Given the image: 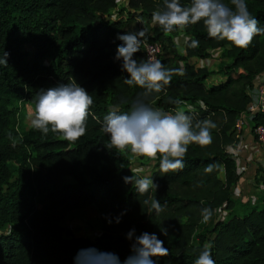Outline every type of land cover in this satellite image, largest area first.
Here are the masks:
<instances>
[{
    "label": "trees",
    "instance_id": "trees-1",
    "mask_svg": "<svg viewBox=\"0 0 264 264\" xmlns=\"http://www.w3.org/2000/svg\"><path fill=\"white\" fill-rule=\"evenodd\" d=\"M158 1L162 6L164 0ZM223 2L234 7L230 0ZM245 2L264 28V0ZM129 4L141 6L135 17H152L145 0ZM111 5L112 0H0V48L9 53L8 66H0V264H74L77 252L89 248L115 253L123 264L130 255V230L158 236L154 210L144 203L150 198L160 200L163 210L182 209L187 214L185 223L172 225L175 242L164 241L170 255L154 257L156 264H194L204 243H212L216 264H264V178L249 210L236 214L238 203L231 189L237 180L234 157L225 151L234 139V119L246 106V88L264 68V35L241 50L209 38L201 22L184 30L182 56L171 41L173 32L165 34L158 25L146 30L144 40L159 43L160 55L170 46L172 58H205L210 49L219 48L228 61H218L210 70L186 62L183 75H174L164 92L149 97L148 102L160 109L186 104L191 113L183 110L194 123L209 119L217 127L209 146H189L182 171L163 174L159 159L153 162L157 193L141 195L134 181L130 185L123 180L139 177L130 169L128 154L110 148L103 132L108 112L129 111L142 91L124 82L127 73L115 59L122 43L117 36L131 32V19L109 15ZM192 39L199 40L198 48L189 47ZM24 45L31 49H22ZM142 57L141 51L134 54L138 62ZM159 61L165 68H178L169 67L160 56ZM218 74L222 77L216 83L205 84L207 77ZM73 82L94 101L86 135L69 143L52 132L43 135L31 123L21 124L16 100L30 102L34 111L44 85ZM8 163L15 165L14 171ZM209 164L218 167L207 173ZM86 207L94 208L100 223L101 232L93 238L73 236L61 223L66 211ZM203 208L211 209L216 220L212 237L200 234V242L192 246L187 233ZM220 208H227L229 216L217 220L215 210Z\"/></svg>",
    "mask_w": 264,
    "mask_h": 264
},
{
    "label": "clouds",
    "instance_id": "clouds-1",
    "mask_svg": "<svg viewBox=\"0 0 264 264\" xmlns=\"http://www.w3.org/2000/svg\"><path fill=\"white\" fill-rule=\"evenodd\" d=\"M230 7L223 0H190L181 5L180 0H164L163 10L152 13V21L162 28L165 34L176 30L184 31L190 25L203 24L209 38L227 42L229 45L246 50L257 35H264V28L259 27L258 19L248 11L245 0H230ZM146 31L119 34L117 39L122 43L116 48L115 59L121 61L122 71L127 73L124 82L136 86L142 91L131 104L130 110L111 109L104 117L103 132L109 137V147L118 154H131L134 157L156 162L159 159V170L163 174L179 172L185 167V156L192 144L209 146L212 142V130L217 125L209 119L196 121L183 109L174 113H165L153 107L148 101L153 94L164 92L176 74L183 75V68H165L159 60L134 59V54L141 50ZM199 40L192 39L189 47H199ZM9 53L0 48V66H8ZM251 95V93H249ZM93 97L75 82L61 84L37 92L34 116L31 127L43 135L49 132L58 134L63 140L75 143L86 135L88 119L91 114ZM215 164L205 167L211 173ZM126 184L134 181L137 192L141 195L156 192L159 185L152 176H126ZM149 211L160 213L163 207L156 198L146 199ZM202 223H208L213 215L209 208L201 211ZM111 222V221H109ZM120 218H116V223ZM167 230L163 235H167ZM132 241L130 255L123 264H156L153 258L170 255L164 241L155 233L142 232L135 235V229L126 234ZM212 243L203 245L194 264H216L212 258ZM74 264H121L115 253L103 252L95 248L81 249L74 257Z\"/></svg>",
    "mask_w": 264,
    "mask_h": 264
},
{
    "label": "rangeland",
    "instance_id": "rangeland-1",
    "mask_svg": "<svg viewBox=\"0 0 264 264\" xmlns=\"http://www.w3.org/2000/svg\"><path fill=\"white\" fill-rule=\"evenodd\" d=\"M145 2L147 4L144 5V7L149 9L150 11L149 13L155 10H160V9L161 11L163 10L164 3L161 6L158 0H145ZM140 7H141L140 5H134V7H132L129 4V0H112V5L109 8V12H110L109 15H111L112 17H120L122 19H124L128 15L127 17L131 19L128 23V27L130 28L131 32L139 31L142 28L146 31L148 28H153L155 24L152 21V17H147L145 15H140V17H137V16L135 17L137 12L140 11L139 10ZM101 16H104V14ZM170 37L171 39L173 38L174 40V43L173 42L172 43L176 45L175 46L176 48L174 47L175 50L177 49L176 52L179 54L185 55L184 45L187 39V35L184 33V31L176 30L172 34H170ZM22 49H31V48L27 45H24L22 46ZM140 51L142 53V47ZM223 54L224 52L220 49H210L208 57H205V58L189 57L190 58V61H189V60H186V58L184 59L172 58L174 56L171 53L170 46H167L166 50L161 51L160 57L161 59H167V63L169 67L177 66L178 68H182L186 62L191 63L192 61L194 67H203L207 70H210V69H214L218 61H222V62L228 61L226 57H223ZM142 60H144V58ZM44 61L46 60L44 59ZM211 78L206 79L207 84L211 83L210 81ZM214 79L219 80V77L215 76ZM51 87L52 86L46 84L40 90L42 89L46 90ZM13 105L18 107V111L20 113L21 120H22L21 124L22 125L30 124L31 119L34 116V111L32 109L30 102L16 100ZM229 145H233V148L236 151H238L239 147L237 146L238 141L236 140V138L233 139L231 144H227L225 146V149ZM128 158L130 162L129 164L130 169L133 172H135L138 176H145L149 174L151 175L152 173H154L155 168L152 164L153 162H149L143 158L134 157L131 154H128ZM263 159H264V153L255 161V163L253 162V165L255 166V169L253 171V177H254L253 180H255V183H259L261 179H263L260 177L261 175L259 174L261 173L259 162L261 163ZM8 167L11 171L15 170V165L13 163H8ZM234 169H235V165H234ZM153 193L156 194L157 192H153ZM258 195H259V190L255 187L254 184H252L249 186V189L247 190V200L246 201H242L239 197L233 196V198H235V200H237V203H238L236 206V212H237L236 214H243L247 210H249L251 206L248 203L253 202L258 197ZM226 210L227 208H224V210H222L225 217L229 216V212ZM152 214H153V221H154L153 226H154V229H156L155 232L158 234V238L165 242H175L174 240L175 236L173 235V232L171 231L172 225H174V223H178V224L185 223L187 221L186 220L187 214L183 212L182 209H178V210L165 209L158 214L155 213V211H152ZM215 214H217L216 210H215ZM201 221H202V216H200V219L198 220L197 224L192 226L189 232L187 233L189 244L192 246H196L200 242V234H203L205 238L212 237V233L210 232L211 231L210 229L213 227L216 221L215 217L212 215L211 220L206 224L202 223ZM61 223L64 229L69 231V233L72 234L73 236L93 238L94 236L99 235L101 232L98 215L96 211L94 210V208L92 207H86L84 209H71V210L66 211ZM164 230H167V233H168L167 235H163Z\"/></svg>",
    "mask_w": 264,
    "mask_h": 264
},
{
    "label": "built area",
    "instance_id": "built-area-1",
    "mask_svg": "<svg viewBox=\"0 0 264 264\" xmlns=\"http://www.w3.org/2000/svg\"><path fill=\"white\" fill-rule=\"evenodd\" d=\"M142 54L144 60L149 58L159 60L160 56V46L157 42H145L142 44ZM251 93V95L249 94ZM246 95L248 97L245 108L239 112L236 116L233 123V131L235 134V138L238 141V145H240L242 138V134L244 132L250 133L252 139L250 143L247 145L248 148L252 150L254 153L253 157L244 158L239 155V152L233 148V145H229L225 151L234 157V164L236 173L243 179L247 173L249 172L253 174L255 166L253 162L260 157L259 154L264 153V68L257 74V76L252 80L251 84L246 88ZM203 107V105H200ZM159 110L165 113H174L176 110L186 109L191 113V107L184 104L182 107H172L168 109H160ZM255 119V123L254 122ZM235 145V144H234ZM261 173H259L261 178H264V159L260 163ZM253 176V175H252ZM254 179V177H252ZM240 178L238 179V181ZM238 183V182H237ZM253 184L260 191L262 190L261 182L255 183L253 180ZM235 195L239 197L242 201L247 200V195L244 190L236 186ZM216 219H223L224 213L222 210H216Z\"/></svg>",
    "mask_w": 264,
    "mask_h": 264
},
{
    "label": "crops",
    "instance_id": "crops-1",
    "mask_svg": "<svg viewBox=\"0 0 264 264\" xmlns=\"http://www.w3.org/2000/svg\"><path fill=\"white\" fill-rule=\"evenodd\" d=\"M171 41L174 43V40H173V38L171 39ZM173 46L175 47L176 45H174L173 44ZM176 48V47H175ZM217 49H219V48H217ZM221 50V49H220ZM176 51H177V49H176ZM179 54V53H178ZM179 55H182V54H179ZM182 56H184V55H182ZM196 58V57H195ZM186 60H189L190 61V58L188 57ZM189 64H191V65H193V62L191 61V63H189ZM194 66V65H193ZM195 68H203V67H195ZM216 76H218L219 77V79H221V77L222 76H220L219 74L218 75H216ZM211 77H213V78H211ZM211 77H207L206 79H208V78H211V82L213 83H216L218 80H216V79H214V77L215 76H211ZM206 79H205V84H207L206 83ZM233 136H234V139H235V134H234V132H233ZM251 139H252V137H251V135H250V133H246V132H244L243 134H242V138H241V140H239V142H241L240 143V145L241 146H239V145H237L238 147H239V149H238V152H239V155L241 156V157H244V158H250V157H253L254 156V153H252V150H250L248 147L249 146H247L249 143H250V141H251ZM260 156H261V154H259ZM235 165V164H234ZM235 173H236V170H235ZM253 174H252V172H251V174L248 172L247 173V175L243 178V179H241V177H239V175L236 173V176H237V180H236V182H235V184H234V186H233V188H232V190L234 191V193H233V191H232V194H233V196H236L235 195V190H236V186L238 185L239 186V188L241 187V189L242 190H244L245 191V193H246V195H247V190L249 189V186L250 185H252L253 183V179H252V176ZM240 178V180L238 181V179ZM238 182V183H237ZM252 183V184H251ZM255 202V200L253 201V202H249L248 204H252V203H254Z\"/></svg>",
    "mask_w": 264,
    "mask_h": 264
}]
</instances>
